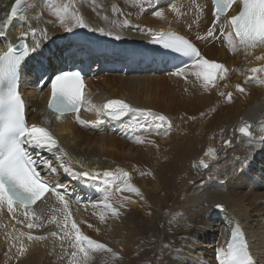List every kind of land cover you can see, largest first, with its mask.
<instances>
[{
	"label": "bare ground",
	"instance_id": "1",
	"mask_svg": "<svg viewBox=\"0 0 264 264\" xmlns=\"http://www.w3.org/2000/svg\"><path fill=\"white\" fill-rule=\"evenodd\" d=\"M14 2L0 0V51L6 50L7 43L18 42L23 33H28L32 46L33 29L43 45L59 38L76 42L75 46L85 48L82 54L89 58L98 75L87 81V88L93 92V105L102 106L109 98L124 99L134 107L165 115L172 124L165 135L163 130L151 126L141 129L137 121L129 118L112 122L104 116L95 126L81 125L75 116L57 119L47 112L46 99L38 93L45 78L43 73L38 76L35 64L46 58L44 49L29 55L23 69L25 86L21 89L29 125L49 126L67 153L64 162L70 161L75 171L125 170L131 176L130 183L143 194L141 199L134 193L115 192L117 183L107 186L113 193L111 202L115 207L125 196L133 202L120 208L118 218L108 214L101 223L99 214L103 209L93 208L70 192L79 184L97 195L93 187L101 183L66 174L58 159L60 153L48 154L46 161L57 170L55 174L48 170L49 181L60 183L81 232L116 254L91 252L87 264H104V260L110 264H149L151 260L152 264H219L218 256L226 255L230 227L236 222L242 225L253 257L258 264H264V146L258 139L259 128L264 126V83L257 82L264 81V74L250 71L264 67V59H257L264 57V47L231 51L224 36H220L219 26V41L214 43L213 38L206 37L214 21L210 0H30L22 18L9 20ZM65 4L70 10H78L95 28L118 32L121 38L87 29L66 31L54 14ZM157 11L163 13V18L154 15ZM124 20L129 21L127 26L123 25ZM42 29L48 32L47 40L40 36ZM146 29L186 35L206 59L225 65L226 78L205 90L202 81L191 74L178 77L166 72V66L158 70L156 64L146 63L153 53L145 49L139 57L136 50L137 43L152 39L142 31ZM224 31L227 34L229 29ZM75 51H65V55ZM58 52L61 48L56 47V59L64 62ZM139 58L144 59L142 64H138ZM37 64L39 68L42 65L40 61ZM59 65L49 59L46 69L54 74ZM236 85L245 91H237ZM42 89L48 90L45 86ZM227 93H232L231 102ZM79 116L85 122L98 119L94 110L84 109ZM244 122L253 125L255 141L239 134L238 128ZM139 138L154 143L138 144L135 139ZM225 141L230 144L225 145ZM209 149L214 150L215 158L205 154ZM201 161L208 164L207 170H202ZM244 165L250 169L244 170ZM47 195L37 206L42 217L37 223L43 226L34 229L44 236L51 212L62 218V205L54 195ZM217 204L223 210H218ZM12 219L14 214L6 206L0 208V264H74L71 240L55 237L60 244L46 248L47 238L39 242L27 239L31 231L23 229L27 228L24 218L20 226ZM21 232L25 235L21 236ZM54 232L63 235L60 227ZM21 246L26 248L23 255L19 252ZM52 249L58 255L51 254Z\"/></svg>",
	"mask_w": 264,
	"mask_h": 264
},
{
	"label": "snow or ice",
	"instance_id": "2",
	"mask_svg": "<svg viewBox=\"0 0 264 264\" xmlns=\"http://www.w3.org/2000/svg\"><path fill=\"white\" fill-rule=\"evenodd\" d=\"M29 2L30 0H15L9 13V20L22 18L28 10ZM48 2L50 3L51 0H48ZM148 2H151V0H148ZM212 2L214 21L208 29L206 37L218 39L216 29L219 26L220 36H224L225 42L231 51H236L239 48L247 50L264 47V0H212ZM233 5H238V11L229 16V10ZM54 14L58 17L60 26L64 27L66 31L70 32L77 28L87 29L89 31H99L102 34L114 35L115 39L121 38L118 32H106L104 28H95L78 10H70L69 5L65 4L57 8ZM154 15L163 18V13L160 11L155 12ZM105 19L107 18L105 17ZM128 23V20L123 21L124 26H127ZM225 28L229 29L227 34H225ZM2 29L3 25H0V36L3 35ZM142 31H146L152 37V42L163 49L192 60L191 64L177 67L174 72L170 73L171 75L186 77L191 74L197 80L202 81V87L205 90L216 87L218 80L226 78L228 69L225 65L206 59L188 39L174 33H155L151 29ZM36 36L37 33L33 29L31 38L34 44L29 46L26 42L28 33H23L19 37L18 45L9 42L5 46L6 50L0 51V208L6 206L9 213H13L16 208L23 209V215L27 221L26 227L28 229L40 228L43 225L37 223V221H41L42 217L34 210V206L43 201L45 196L50 193L62 205V221H58L56 216H52L49 223H56L57 227H60L63 232L62 236H58L56 232H52L51 235L60 240L67 238L72 241L71 247L75 249L71 253L74 264H87L90 253L96 251H105L116 256L111 248L81 232V229L72 218L65 192L61 190L59 185H52L41 177L40 171L37 170V162L33 160L32 155L25 147V145H29L36 149L46 150L49 153L59 152L58 159L66 174L77 179L84 178L86 181L91 180L105 185V194L102 199L92 204L93 208L103 209L99 214L101 223L105 222L108 214L113 218H118L121 215L120 208L126 207L127 202H133L125 196L121 201L116 202L119 207H115L111 202L113 193L108 191L107 186L117 183L118 186L114 189L115 192L134 193L137 197L143 199L140 189L130 183L131 176L129 172L122 169L104 170L102 172L95 170L75 171L70 161L64 162L67 153L60 147L58 140L47 128L27 124L25 104L19 91V78L21 67L26 58L41 47V40L37 39ZM40 36L43 40H47V30L42 29ZM206 37L198 36L197 38L205 39ZM257 59H264V57H257ZM250 71L264 74V67L253 68ZM84 79L79 71H64L51 80L48 109L57 114V119H61L67 114H74L81 125L90 123L95 126L101 123L100 117L106 116L117 122H123L124 118L127 117L129 120L137 121V126L141 129L151 126L156 130H163L165 135L171 131L172 124L165 115L134 107L122 100H109L102 106L93 105L91 100L85 97L83 91L85 88ZM249 79H255V77ZM257 82L264 83V81ZM236 89L241 93L245 91L241 85H236ZM220 95L225 96V93L221 92ZM231 98L232 93H227L229 102H231ZM82 107L85 110H94L98 119L91 122L81 120L79 113ZM139 120H143L145 123H139ZM252 128V124L244 122L238 128V132L243 137L249 138V141H255L257 137L251 131ZM259 133L258 139L261 145L264 146V126L259 128ZM135 142L138 144L154 143L153 141H146L144 138L135 139ZM227 144H230V141H225V145ZM251 146L255 147V144L252 143ZM205 154L215 158L212 149H209ZM200 165L205 169L208 168V164L203 161L200 162ZM44 166L49 169L50 174H55L57 171L48 161L44 162ZM81 167L83 166L81 165ZM148 174L150 175V173ZM141 175H145V173L141 172ZM216 208L223 210V206L219 204L216 205ZM17 222L23 223L21 221ZM88 227L91 228L93 225L88 224ZM20 235L24 236L25 233L21 232ZM46 238L44 235H27L29 241L39 242ZM232 241L228 245L226 255L218 256L219 264H254L244 236L234 231ZM25 251L26 248L23 246L19 248L21 255ZM221 252L223 253V250Z\"/></svg>",
	"mask_w": 264,
	"mask_h": 264
},
{
	"label": "rangeland",
	"instance_id": "3",
	"mask_svg": "<svg viewBox=\"0 0 264 264\" xmlns=\"http://www.w3.org/2000/svg\"><path fill=\"white\" fill-rule=\"evenodd\" d=\"M40 82H41V81H40ZM103 263H104V264H110V262H108V261H105V260L103 261ZM149 264H152V260L150 261V263H149Z\"/></svg>",
	"mask_w": 264,
	"mask_h": 264
}]
</instances>
